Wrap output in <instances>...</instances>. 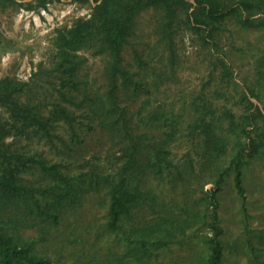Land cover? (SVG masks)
I'll return each mask as SVG.
<instances>
[{
  "label": "trees",
  "instance_id": "16d2710c",
  "mask_svg": "<svg viewBox=\"0 0 264 264\" xmlns=\"http://www.w3.org/2000/svg\"><path fill=\"white\" fill-rule=\"evenodd\" d=\"M35 1L44 8L48 0ZM192 1L93 0L97 4L87 19L55 31L54 69L64 87L48 110L21 101L30 89L27 82L0 80V264H181L173 261L171 247L176 241L182 243L186 231L194 228H206L207 233L202 237V251L186 264H223L224 231L217 196L231 173L235 192L245 202V167L264 154V121L261 125L255 121L257 116L264 119L261 110L242 93L247 102L246 126L236 134L229 157L230 144L216 134L213 122L195 121L187 132L202 153L194 158L187 154L175 163L171 138L185 129L164 124L163 139L147 144V137L136 132L128 108L121 103L148 94L146 80L124 64V52L141 13L149 9L164 12L166 23L159 28L163 42H168L171 71L175 61L172 28L179 9L186 8L185 22L197 34L203 33V43L213 46L214 25L228 19L244 29H264V0ZM187 6L193 10L188 12ZM81 52L105 58V91L80 89ZM133 60L141 69L143 60L136 51ZM217 61L224 71L229 69L224 61ZM247 92L257 98L254 90ZM83 105L87 133L99 127L112 146L121 145L119 152L127 158L112 175H101L97 169L78 175L68 172L74 146L83 142L69 106ZM161 118L167 120V115L162 113ZM25 139L35 147L23 144ZM147 171L165 175L178 189L182 201L174 204L176 213L162 198L140 187L138 176ZM209 180L213 185L204 192ZM192 186L202 195L190 201L195 193ZM100 191L105 200L98 201L105 210L103 223L97 225V216L92 214L89 220L67 225L90 202L86 198ZM260 258L253 250L249 264H264Z\"/></svg>",
  "mask_w": 264,
  "mask_h": 264
},
{
  "label": "rangeland",
  "instance_id": "374dc122",
  "mask_svg": "<svg viewBox=\"0 0 264 264\" xmlns=\"http://www.w3.org/2000/svg\"><path fill=\"white\" fill-rule=\"evenodd\" d=\"M185 2L190 4L193 1ZM96 4L93 0H48L43 8L35 0H0V80L9 78L15 82H27L30 89L20 97L21 101L38 104L47 110L56 102L57 92L64 86L54 69L55 31L70 27L78 19H87ZM187 8L188 12L193 10L191 6ZM185 16L186 8L179 9L173 21L175 61L172 71L167 63L168 42H163L159 28L166 23L164 12L149 9L137 18L135 34L124 52V64L146 80L148 94H143L137 100L125 98L121 103L128 108L136 132L147 137V140L144 139L147 144L159 143L163 139L164 131H167L162 127L164 124L175 123L178 128L185 129V132L171 138V157L175 163L187 154L194 158L197 152L202 153V148L197 142H192L187 132V127L195 121L213 122L217 127L216 134L230 144L229 157L233 154L232 144L236 134L240 135V127L246 126L247 102L242 98L243 92L264 116V29H244L235 20L228 19L214 25L216 46H213L202 42L203 33L197 34L191 29L185 22ZM134 51L143 60L141 69L134 63ZM80 56V89L86 87L89 91H105V58L90 52H81ZM218 58L229 69L224 71ZM247 89L254 90L257 98H251ZM143 101L147 103L141 108ZM84 105L69 106L77 117L79 137L83 142L74 146L70 158L71 171L68 172L78 175L97 169L101 175H112L118 167L125 165L127 158L119 152L121 145L112 146L107 134L102 133L99 127L87 133ZM162 113L167 115V120L161 118ZM255 121L261 125L264 119L257 116ZM26 140L23 144L29 148L35 147ZM145 159L143 157L142 161ZM244 171V203L235 192L231 173L226 176L223 189L217 196L218 215L224 231L223 264H249L253 250L261 260L264 259V154L249 160ZM138 180L143 190L162 198L176 213L174 204L182 199L178 189L170 184L165 175L153 176L147 171L145 175L139 174ZM212 185L209 180L203 191ZM192 194L194 196L190 201L202 195L198 188ZM85 201L90 202L83 210L76 212L67 225L80 219L89 220L92 214L97 216V225L103 223L105 210L99 208L98 201H105L104 192L92 193ZM206 233V228L187 230V238L182 243L176 241L171 247L173 261L186 264L196 257L203 249L201 241Z\"/></svg>",
  "mask_w": 264,
  "mask_h": 264
}]
</instances>
